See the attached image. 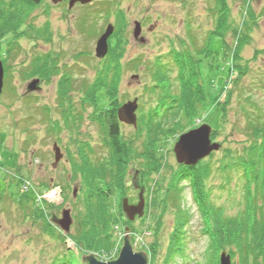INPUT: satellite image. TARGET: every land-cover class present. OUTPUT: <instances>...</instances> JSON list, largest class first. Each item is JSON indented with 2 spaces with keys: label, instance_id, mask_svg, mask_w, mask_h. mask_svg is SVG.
Returning a JSON list of instances; mask_svg holds the SVG:
<instances>
[{
  "label": "rangeland",
  "instance_id": "obj_1",
  "mask_svg": "<svg viewBox=\"0 0 264 264\" xmlns=\"http://www.w3.org/2000/svg\"><path fill=\"white\" fill-rule=\"evenodd\" d=\"M225 1L228 27L221 29V37L210 34L221 13L215 0H91L70 11L51 0H42L33 8L21 0H0V15L10 17L5 26L18 21L20 32L0 39L4 69L0 92V264H85L81 257L90 252L79 251L69 237L82 212L79 201L83 192L72 163H78L83 152L91 161L108 155L97 117L99 108L107 109L110 102L120 107L134 98L139 125L137 129L120 126L122 137L131 143L123 168L124 185L108 200L114 246L108 254L91 253L102 261L115 259L128 234L133 251L145 252L148 264H213L202 230L205 221L186 180L179 197L189 212L186 224L175 228L171 204L162 206L171 171L179 167L173 146L181 130H173L176 134H167L145 150L142 118L163 114L158 111L162 108L158 97L149 91L152 70L164 72L155 62L169 69L171 92L178 96L175 52L195 54L191 67L199 75L188 81L203 86V101L207 102L204 110L189 115L184 132L203 123L216 131L212 141L220 146L205 160L211 171L204 179V191L210 202L230 215L242 207L246 181L236 172L235 160L253 141L250 119L264 121V0H248V5L241 0ZM136 21L142 23V30L135 38ZM108 23L114 25L108 52L98 58L95 42ZM236 46L240 52L232 56ZM39 59L44 75L38 73L41 69L32 73L31 65ZM104 71L106 79L100 80ZM189 71L187 65L186 77ZM65 74L74 78V85L63 97L58 92ZM34 78L39 80V88L28 91ZM105 83V89H96ZM68 113L80 118L77 126L65 125L63 117ZM54 143L61 153L57 163ZM226 147L235 151L236 159L231 157L234 164L220 169ZM146 157L159 159V170L153 169L152 161L147 167ZM139 186L144 188V212L128 222L121 209L122 199L128 196L136 201ZM56 190H61L62 196L37 205L41 193ZM63 209H68L72 218L68 232L53 221V216L61 218ZM231 264H240L236 256Z\"/></svg>",
  "mask_w": 264,
  "mask_h": 264
},
{
  "label": "trees",
  "instance_id": "obj_2",
  "mask_svg": "<svg viewBox=\"0 0 264 264\" xmlns=\"http://www.w3.org/2000/svg\"><path fill=\"white\" fill-rule=\"evenodd\" d=\"M21 1L28 8H33L39 5L42 0ZM241 1L244 5H248V0ZM215 4L218 14L220 10L221 13L216 19L217 26L215 30L211 31L210 34L222 37L223 33H221V29L228 27L227 3L225 0H215ZM2 16L0 15V20L2 19L0 21V39L8 33H14L16 37L20 33L18 32V21L5 26L6 19L10 17ZM239 52V48L236 46L231 55L236 56ZM191 57L196 58L197 56L195 54L191 55L188 52H180L179 54L175 52L173 60L179 70L176 76L178 80L177 84L180 86L178 96L173 95L174 93L171 92L172 82L169 81L168 77L169 69L163 64L155 62L156 68L159 66L163 68L164 72L159 73L152 70L153 85L149 91L158 97V106L159 108L162 107L158 111H162L163 114L160 112L158 118L152 114H149L146 118H142V127L145 129L146 134L144 142L145 150L150 149L149 147L162 140L167 134H176V132H172L173 130L179 129L184 132L183 126L189 120V115L204 110V104L207 101H203L205 98L203 86L196 83V81L192 80L191 83L188 81L189 77L199 75L191 67ZM42 63L41 59L36 60L31 65L33 69L32 73H37L41 69L38 73L44 75ZM44 63L49 64L50 62L44 61ZM187 65L190 69L188 77H186ZM48 74H50V70H48ZM64 76L58 92L63 97L67 94L68 89L74 85V78L68 74ZM98 77L100 80L106 79L105 71ZM98 86L100 88H96L97 90L107 87L106 83L105 85L98 84L96 87ZM88 90H92V86ZM223 90L224 92L226 91V86H224ZM219 96L218 94L213 99L218 100ZM219 103L222 107V102ZM109 105L115 104L114 102H110ZM221 107L220 111L222 112L223 109ZM108 111L109 108L105 110L99 108V114L97 115L104 134L103 145L107 149L108 155L105 158H101L100 161H91L87 154L83 152L80 154V161L72 163L74 174L80 177L79 180L81 181L83 192L82 198L79 201L82 212L78 215L76 228L69 237L78 247L79 251L97 252L98 254H108L114 246V232L112 230L114 228L111 224L112 219L108 210V200L113 191L122 188L124 185L123 168L129 153H131L129 146L131 143L129 144V141L122 137L121 130H119L116 124L115 109H113L111 115L107 114ZM79 119L78 116L71 113L63 117L65 125H68V127L77 126ZM253 119H250L252 122L249 121L248 125L254 135L253 141L250 142L248 148L239 152L238 161L235 160V164L232 162L231 157L235 158V151L232 153V149L229 147L224 148V153L220 160V169L221 167L223 169L234 164L235 170L238 168L236 172L241 173V176L246 181L244 202L235 214L230 215L222 206H217V204L210 202L207 199L209 195L206 189L204 191L206 187L204 179L208 178L211 171L210 165L205 160L211 157L214 151L193 166L178 164V169L171 171L172 177L169 180V188H167L166 197L164 198V203H162L163 207H166L168 203L171 204L176 221L175 228L179 229L180 227L177 226L185 225L189 212L187 211L188 209H184L179 201V197L183 187L182 181L183 179L187 181L186 186L189 185L192 189V194L195 196L194 200L205 221L202 230L208 238V251L213 255V264H218V254L222 250H227L231 258L236 256L240 264H264V121L259 122V120H255L254 122ZM174 121L176 122L175 125H173ZM181 131L180 133H183ZM215 132L212 129L211 139L215 136ZM256 136L262 139L257 140V138L255 139ZM234 150L238 149L234 148ZM141 155L145 156L146 152H142ZM151 161L155 164L153 169L155 171L159 170L157 168L160 165L159 159L151 158V160L146 162L147 167ZM38 209L43 210L39 207ZM65 237L67 238L66 235Z\"/></svg>",
  "mask_w": 264,
  "mask_h": 264
},
{
  "label": "water",
  "instance_id": "obj_3",
  "mask_svg": "<svg viewBox=\"0 0 264 264\" xmlns=\"http://www.w3.org/2000/svg\"><path fill=\"white\" fill-rule=\"evenodd\" d=\"M60 0H52L56 3ZM91 0H69L68 7H72L76 2L87 4ZM114 25L108 23L104 31L100 34L95 42V56L102 58L108 52V38L112 34ZM141 26L139 22H135L133 29V36L136 38L140 34ZM142 40V38H141ZM3 64L0 60V92L3 86ZM137 76V75H135ZM38 79H32L28 85V91H33L38 86ZM137 98L124 102L117 109L118 119L124 123L136 126V114ZM212 128L209 124L203 123L196 128H192L188 131L181 133L178 136L176 143L173 146V152L175 160L179 164L188 166L195 165L199 160L207 157L212 151L219 149L220 144L211 140ZM54 150V162L57 163L61 157L60 149L56 143L53 145ZM144 199L142 195L139 197L137 204H129L127 198L124 197L121 203L122 212L126 215L127 219L132 221L135 216L139 217L143 214ZM57 225L60 229L68 232L72 223V218L68 209H63L61 218L57 219ZM127 229V228H126ZM82 262L85 264H148V256L142 251H133L132 245L128 234L124 235L123 244L120 248L118 256L115 259L102 261L96 258L95 254L82 255ZM219 264H231V256L226 250H222L218 256Z\"/></svg>",
  "mask_w": 264,
  "mask_h": 264
},
{
  "label": "flooded vegetation",
  "instance_id": "obj_4",
  "mask_svg": "<svg viewBox=\"0 0 264 264\" xmlns=\"http://www.w3.org/2000/svg\"><path fill=\"white\" fill-rule=\"evenodd\" d=\"M52 1V0H51ZM68 2H69V0H60V1H57L56 2V4H59L60 6H66V10L67 11H70V9L71 8H73L74 6H76V5H86V4H82V3H80V2H76L72 7H68ZM54 3V2H53ZM141 26H142V23H141ZM141 30H142V28H141ZM118 107L119 106H116V104L115 105H110L108 108H109V111L107 112V114H109V115H111L112 113H113V109H115V116H116V124L118 125V127H119V130H120V126H121V123L122 124H125V125H129V126H132L133 128H136L137 129V123H136V126H133V125H131V124H127V123H124V122H122V121H120L119 119H118V116H117V109H118ZM138 121V120H137ZM138 125H139V123H138ZM195 127H197V126H195ZM137 189H138V194H137V200L135 201V200H133V199H130L128 196H125L126 198H127V201H128V203L129 204H132V205H134V204H137L138 203V201H139V197H140V195H143L142 193H144V188L142 187V186H139V187H137ZM60 193H61V190H60ZM61 196H62V194H60ZM124 198V197H123ZM43 202H45L46 203V201H43ZM143 212H144V206H143ZM123 216L126 218V220L129 222L130 220H128L127 219V217H126V215L123 213ZM139 216L138 215H136L135 216V218L134 219H137ZM60 217H55V216H53V221H55V222H57V219H59ZM131 222V221H130ZM56 227H58L59 228V226L57 225V223H56Z\"/></svg>",
  "mask_w": 264,
  "mask_h": 264
},
{
  "label": "built area",
  "instance_id": "obj_5",
  "mask_svg": "<svg viewBox=\"0 0 264 264\" xmlns=\"http://www.w3.org/2000/svg\"><path fill=\"white\" fill-rule=\"evenodd\" d=\"M24 187H26V185ZM42 197L47 199L48 201H55L60 197V192L59 190H56L53 194L50 192H47V193H44Z\"/></svg>",
  "mask_w": 264,
  "mask_h": 264
}]
</instances>
